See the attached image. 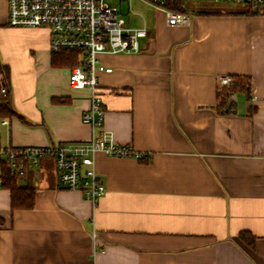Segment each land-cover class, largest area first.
<instances>
[{"label": "crops", "instance_id": "1", "mask_svg": "<svg viewBox=\"0 0 264 264\" xmlns=\"http://www.w3.org/2000/svg\"><path fill=\"white\" fill-rule=\"evenodd\" d=\"M189 1L188 26L166 25L147 0L117 1L127 26L146 36L135 54L100 57L111 72L98 75L99 133L143 157L96 152L105 187L96 202L61 188L52 159L29 168L32 208L11 212L0 186V264H264V13ZM49 38L46 28L10 27L0 0L13 111L0 115V147L91 137L88 91L68 86L73 66L53 63ZM227 77L249 85L222 109Z\"/></svg>", "mask_w": 264, "mask_h": 264}, {"label": "built area", "instance_id": "2", "mask_svg": "<svg viewBox=\"0 0 264 264\" xmlns=\"http://www.w3.org/2000/svg\"><path fill=\"white\" fill-rule=\"evenodd\" d=\"M7 23L14 28H46L49 30V49L53 54L77 52V64L68 74V86L87 90L89 107L82 121L90 126L91 137L83 143L50 147H0V167L8 165L12 172L23 175L44 159H52L59 186L79 191L84 198L96 202L105 192L95 170L93 156L101 151L111 157L135 156L129 146L116 145L99 133L104 109L98 75L110 73L111 68L100 63L102 55L137 53L139 40L146 36L145 28L127 26L119 5L108 0H6ZM121 1L129 0H117ZM164 14L168 26H188L191 16L164 6L168 0H147ZM187 1V0H182ZM206 1V0H205ZM248 5L264 13V0H208ZM227 85L232 79L224 78ZM8 89L0 77V102Z\"/></svg>", "mask_w": 264, "mask_h": 264}, {"label": "trees", "instance_id": "3", "mask_svg": "<svg viewBox=\"0 0 264 264\" xmlns=\"http://www.w3.org/2000/svg\"><path fill=\"white\" fill-rule=\"evenodd\" d=\"M186 4L182 0H168L164 6L168 9L174 10L176 12H186ZM249 11L257 13L258 11L253 10L248 6ZM77 52L76 51H66L60 54L53 55V63L60 66H74L77 64ZM57 62H56V61ZM10 70L9 68L0 62V77L2 82L7 87L9 82ZM249 85V79L235 78L234 82L230 84L227 88H223L218 93V106L222 109L228 108L232 104L231 95L238 89H244L248 91L247 87ZM8 96V95H7ZM7 96L0 102V115H11L9 104L7 102ZM28 180L26 184H21V181ZM33 179V174L30 169H26L23 175L15 174L11 171L8 165H2L0 167V186L5 188L9 192L10 196V209L11 212L15 210H27L32 208L34 204L35 189L31 185V180ZM4 224L3 218L0 216V228ZM240 239L245 242L250 247L254 245V238L248 233H240Z\"/></svg>", "mask_w": 264, "mask_h": 264}, {"label": "rangeland", "instance_id": "4", "mask_svg": "<svg viewBox=\"0 0 264 264\" xmlns=\"http://www.w3.org/2000/svg\"><path fill=\"white\" fill-rule=\"evenodd\" d=\"M199 1H200V0H197V2H199ZM108 2H110V3H112V4H116V5L118 4V3H117V0H108ZM192 4H193V3H192V1L190 0V1L188 2V5H189L188 7H189V8H192V6H193Z\"/></svg>", "mask_w": 264, "mask_h": 264}]
</instances>
